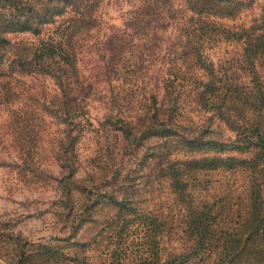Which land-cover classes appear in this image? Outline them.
Instances as JSON below:
<instances>
[{"label":"trees","instance_id":"1","mask_svg":"<svg viewBox=\"0 0 264 264\" xmlns=\"http://www.w3.org/2000/svg\"><path fill=\"white\" fill-rule=\"evenodd\" d=\"M99 2L46 0L36 7L20 0H0V107L9 108L16 101L10 87L13 74L50 79L56 93L48 102V114L62 127L55 151L61 164L73 165L76 144L95 131L88 113L92 87L78 67L76 33L96 25ZM146 2L139 16H131L102 43L106 71L119 79L121 73L136 71L137 63L128 64L139 41L163 42V77L160 93L152 96L153 111L136 122L111 114L98 123L102 130L112 127L121 137V147L112 158L118 188L108 200L115 209L103 227L110 238V257L117 256V264H130V259L131 264H264V15L253 18L250 26L229 27L222 21L236 18L252 7L253 0H181L182 7L174 0ZM56 16L69 21L58 35L40 39L28 52L21 50L2 69L11 47L9 34H38ZM168 20L176 32L165 44L158 30ZM137 26L138 31L132 32ZM221 40L237 48L215 60L212 49L224 44ZM154 47L160 51V45ZM186 107L196 109L197 115L211 113L235 134L234 140H207L206 121L198 124L184 117L180 110ZM153 138H163V150L158 152L162 144L157 145L150 156L180 214L183 248L168 255L164 253L172 228L168 217L163 214L162 231L161 218L150 217L136 205L125 177L119 174L139 141ZM177 144L191 150L182 160L171 159ZM211 175L225 180L208 181ZM112 182L115 186L114 178Z\"/></svg>","mask_w":264,"mask_h":264},{"label":"rangeland","instance_id":"2","mask_svg":"<svg viewBox=\"0 0 264 264\" xmlns=\"http://www.w3.org/2000/svg\"><path fill=\"white\" fill-rule=\"evenodd\" d=\"M20 1L22 5L36 7L46 3V0ZM148 1L101 0L94 12L96 25L87 32L81 29L76 33L78 67L92 87L88 113L95 131L83 135L76 144L73 165L68 161L62 164L56 161V139L62 127H58L48 114V102L56 93L50 79L21 73L12 75L10 87L16 101L9 108L0 107L2 264H15L20 259L21 264H117V256L110 257L108 252L111 249L110 238L103 232V227L115 209L108 200L118 188L115 180L118 174L117 177L112 176V158L114 151L121 147V137L112 127L102 130L98 123L111 114L136 122L137 117L153 111L152 96L160 93L163 77V42L158 43L159 51L154 47L158 46L154 39L139 41L132 51V62L128 64L137 63L136 71L121 73L119 79H114L106 71L102 43L114 30L124 27L131 16H139ZM174 1L182 7L181 0ZM253 1L252 7L243 10L236 18L222 22L229 27L238 24L250 26L253 18L264 15V0ZM68 22L56 16L54 22L43 26L38 34L31 31L9 34L11 47L2 69L6 70L21 50L28 52L40 39L58 35L63 23ZM138 29L137 26L131 31L136 33ZM175 32L171 20L164 29L158 30L165 44L174 39ZM224 42L221 40L220 44ZM235 48V43L217 45L211 56L215 60L228 57ZM142 56L147 57L145 61L140 59ZM180 112L193 119L194 123L206 121L204 127L210 132L207 140L225 143L234 140L235 134L211 113L197 115L193 107ZM183 124L190 127L187 120ZM186 131L187 128L183 127L182 132ZM139 143L143 146L139 145L131 152L134 155L129 157L130 162L119 174L125 177L130 197L136 205L150 212V217L161 218L162 231L163 214L168 217L172 228L168 231L170 235L166 239L164 253H177L183 248L180 214L176 213L175 202L166 189L162 173L150 156L157 145L162 144L158 152L163 150V138H153L149 142L141 139ZM172 151L171 159L179 160L191 152L178 144ZM127 159L125 157L124 162ZM209 179L207 176L208 181H223L225 177L211 175ZM160 260L163 261V239Z\"/></svg>","mask_w":264,"mask_h":264}]
</instances>
